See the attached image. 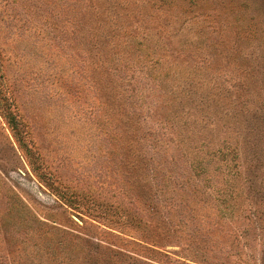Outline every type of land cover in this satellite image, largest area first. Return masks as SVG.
Here are the masks:
<instances>
[{"label": "rangeland", "instance_id": "obj_1", "mask_svg": "<svg viewBox=\"0 0 264 264\" xmlns=\"http://www.w3.org/2000/svg\"><path fill=\"white\" fill-rule=\"evenodd\" d=\"M125 1L174 67L110 108L77 0H0V264H264V170L229 154L264 131V0Z\"/></svg>", "mask_w": 264, "mask_h": 264}, {"label": "trees", "instance_id": "obj_2", "mask_svg": "<svg viewBox=\"0 0 264 264\" xmlns=\"http://www.w3.org/2000/svg\"><path fill=\"white\" fill-rule=\"evenodd\" d=\"M77 6L79 7L77 11L75 10V26L83 35L84 33L88 34L92 47L93 70L99 74L100 72L105 73L106 77L110 80L107 88L113 100L110 108H121L122 106L119 103H115L116 105L113 106L115 100L128 98V96H125L124 88L118 91L116 87V84L121 85L118 83L119 80L115 78L119 73H123V75H127L129 71L135 73L138 71V65H142L139 67L142 69L145 67L146 74L156 77L162 76V79H166V73L169 74V70L172 69L173 65H163L164 62L162 63L161 57L159 55L156 56L158 51L146 44L144 45L146 42L144 39H149V37H139L138 27L132 28L131 25H127L131 13H125L120 10L125 8V6L128 7L125 0H77ZM84 24L86 29L82 31L81 27ZM146 51L148 52L144 54ZM199 64L198 62L195 64L199 69L193 75H202L203 80L200 82L199 76L197 80H195V76L192 77L196 81L195 83H197L196 89L201 88L199 91L207 90V87L212 89L213 85L208 83L218 84V80H207L206 76L202 73V66ZM163 71L165 74L162 75ZM178 74L180 73L174 70V73L171 75L172 79H176V75ZM122 81L121 79V83ZM4 97H2L4 102L0 103L2 108H12L11 103ZM6 115L11 118L13 125L16 126L17 124L12 115L8 112ZM259 134L261 136L257 139L252 138L247 151L239 149L229 150V154H232L233 161L235 162L234 166L238 167L240 165L239 171H241V168L246 167L248 171L250 166H253L254 173L256 170H259L261 173L264 170V131H259ZM228 148L216 147L215 152L223 155ZM147 153V151L138 150V169L143 166V162L141 161L144 160V155H148ZM201 165L199 162L198 167L203 170L204 167L202 168ZM199 174L202 173L197 172V175Z\"/></svg>", "mask_w": 264, "mask_h": 264}]
</instances>
